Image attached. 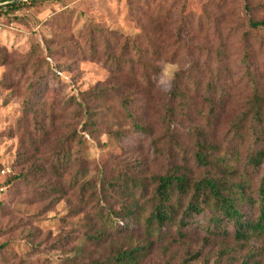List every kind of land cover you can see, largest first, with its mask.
Listing matches in <instances>:
<instances>
[{
    "label": "rangeland",
    "instance_id": "obj_1",
    "mask_svg": "<svg viewBox=\"0 0 264 264\" xmlns=\"http://www.w3.org/2000/svg\"><path fill=\"white\" fill-rule=\"evenodd\" d=\"M4 6L0 264H87L115 245L148 242L140 229H120L98 245L82 239L94 212L115 205L92 193L95 187L79 201L80 184L98 188L101 179L127 172L150 191L152 177L175 165L196 178L204 170L194 159L196 129L219 150H238L230 162L254 193L264 177V116L255 124L244 111L254 85L264 97V27L248 20H264V0H40L12 12ZM139 58L147 67L130 62ZM144 70L154 85L132 79ZM122 95L132 99L133 118L120 106ZM209 106L215 116L207 124ZM258 150V165L244 162ZM63 154L69 160L57 162ZM228 230L209 234L192 224L183 239L166 230L139 264H264V232L238 241Z\"/></svg>",
    "mask_w": 264,
    "mask_h": 264
},
{
    "label": "trees",
    "instance_id": "obj_2",
    "mask_svg": "<svg viewBox=\"0 0 264 264\" xmlns=\"http://www.w3.org/2000/svg\"><path fill=\"white\" fill-rule=\"evenodd\" d=\"M40 0H24L5 4L6 11L12 12L22 6H31ZM252 28L264 27V20H248ZM140 48L135 43L131 45ZM141 58V56H139ZM140 58L132 63L147 67L146 61ZM155 71V70H154ZM132 79L139 86L138 78L145 85H154L146 70L139 75L132 74ZM175 97L178 96L177 80H173ZM171 95V93H170ZM132 101L128 95L119 98L121 108L133 118L129 110ZM244 116L249 117L255 124L261 123L264 116V97L261 88L253 86L252 95L247 100ZM214 109L209 106L207 124L214 118ZM241 119H238V126ZM136 129L145 130V125L133 119ZM194 141V159L204 170L193 178L191 170L185 166H171L166 172L152 177L151 190L145 182L135 179L127 172L119 174L115 180L101 179L99 187L85 180L79 187V201L87 198L85 191L95 187L92 193L103 194L113 203L114 208L108 207L105 212H94L95 220L89 223L83 232V238L89 244L104 243L112 236H117L120 229H140L144 244L134 243L115 245L109 256L103 259H93L87 264H139L149 253L154 240L161 239L166 230H171L179 239L187 236L186 228L194 224L201 226L209 234L228 235V227L234 228V237L244 241L253 234L264 232V177L261 178L254 193L248 183L237 178V169L230 161L238 159L239 152L233 149L219 150L217 143L212 141L207 133H198ZM256 136V131H252ZM235 134L232 137H240ZM262 153L255 151L248 156L245 163L255 167ZM65 154L57 157V162L68 161ZM93 199V198H92ZM94 201V199L92 200ZM245 205L251 208L246 210ZM207 214V219H199ZM123 220L121 226L117 223ZM4 246V245H2ZM194 256H188L193 259ZM73 263V262H72Z\"/></svg>",
    "mask_w": 264,
    "mask_h": 264
},
{
    "label": "water",
    "instance_id": "obj_3",
    "mask_svg": "<svg viewBox=\"0 0 264 264\" xmlns=\"http://www.w3.org/2000/svg\"><path fill=\"white\" fill-rule=\"evenodd\" d=\"M16 1H18V0H10V1L0 2V7L7 4V3L16 2Z\"/></svg>",
    "mask_w": 264,
    "mask_h": 264
}]
</instances>
